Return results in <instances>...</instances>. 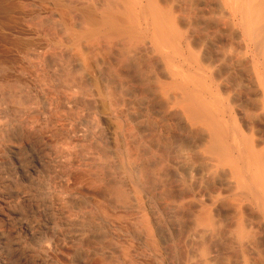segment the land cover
<instances>
[{
  "label": "bare ground",
  "instance_id": "1",
  "mask_svg": "<svg viewBox=\"0 0 264 264\" xmlns=\"http://www.w3.org/2000/svg\"><path fill=\"white\" fill-rule=\"evenodd\" d=\"M10 2L34 99L0 105L25 133L0 140V264H91L93 239L102 264H264V0ZM78 161L128 221L69 193Z\"/></svg>",
  "mask_w": 264,
  "mask_h": 264
},
{
  "label": "rangeland",
  "instance_id": "2",
  "mask_svg": "<svg viewBox=\"0 0 264 264\" xmlns=\"http://www.w3.org/2000/svg\"><path fill=\"white\" fill-rule=\"evenodd\" d=\"M0 1H4V2H1L0 4L5 6V7H8V5H11L10 0H0ZM5 1H6V3H5ZM7 1H9V2H7ZM5 13H6V15H3ZM7 16L8 17L10 16V20L12 19L11 14H9L7 12H2L0 10V105L1 106H7L9 104V102L10 103L17 102L18 104H21V105H19L20 107H22V106L25 107L26 105L28 106L34 99V98L32 99L33 96H31L28 92H26V89H27L26 87L29 86V78H28L29 76L27 75L28 73L25 71H27L26 69H31V68H29L28 66H27L28 68L26 67L27 64L23 60L24 57L26 56V53H25V50L23 49V46L21 47V45L18 44V41L19 40L24 41L26 38H28L29 32H27V30H26L27 28L24 27L23 22L15 25L14 23H11L10 20H8L9 18H7ZM23 73H26V74H23ZM21 90H23V91L21 92ZM18 91H20L21 93H18ZM19 94H20V96H19ZM19 106L17 108L14 107V109L16 108L15 110H13V109L11 110L12 107H9L7 109L9 111V112L7 111V113H9V114H7V115L1 114L0 115V117L1 116L3 118L5 117V120H7L11 124V132H10V129H9L8 133H6V131L0 132V140L3 138H7L8 136H11L10 134H13V133H14L13 134L14 137H17V138L18 137L20 138L21 136H25V133L24 134L22 133L23 130L21 129V131H20V128H18V125H17L18 123H16V121H14L16 116H18V114L20 115V113H18L19 112L18 111ZM51 122L53 123V121H51ZM47 123H45V122H44V124L42 123L44 126L41 124V128L43 126V128H42L43 131L42 132L38 131V133H40V134L36 135V137L35 136L33 137L34 141L39 140L38 138H43L42 140L47 142L49 140L51 141V139H53V138L55 139L56 137L58 138L60 135L61 136L63 135L62 134L63 132H61L60 129H56L54 131L51 128L53 124L50 123V121ZM15 124H16V126H15ZM19 135H21V136H19ZM40 135H41V137H39ZM1 150L2 149L0 148V151ZM75 163H74V166H76V167L73 166L72 170L70 168V170L68 171V179H67V185L66 186L68 188L67 190L69 191V193H73V194L78 195L79 197H82V199L86 203H89L91 205L100 204L99 202L102 203V201H103L102 204L106 205V208L109 211L108 213H111L110 217L113 218V215H114V218L117 217L116 220L118 219L117 221H120V222L122 221V223H125L126 219L128 221L129 216L131 218V213L127 212V211H126V213H123L125 211H122L120 214V211H116V210L114 211V209L116 207V206H114V204L117 205L118 202H116L114 197L111 199L110 196L105 195V193H108V191H106V189L103 190L104 187L103 188L97 187L98 185L101 186V183H99V181L96 180L95 177H93V175H92L93 170H91L92 167L88 166V168H87V165H84L83 163H81L79 161H78V164H77V162H75ZM105 179H107V181L111 180L108 177L107 178L105 177ZM96 182L98 185L96 184ZM18 186L19 187L25 186L28 188L30 187L29 184H26V183L23 184L21 182L18 183ZM102 195L104 197L108 196L109 198L106 197V199H105ZM96 201H99V202H96ZM28 208H30V207H28V205H26L25 211H27ZM129 213H130V215H129ZM122 215L127 216V217H124ZM121 217L124 218V221H123V218H121ZM48 218H49V214H47V213L46 214L44 213L43 215L41 214L40 216H38V219H41L40 221H42V225L45 226L44 227L45 229H43L44 231L42 232V235L44 237H46L47 235L52 236L54 233L52 229H47V227H48L47 223L49 222ZM103 226H104V223H103ZM90 228L91 227H89V224H88V229L91 230ZM91 231H94V229L92 228ZM8 234H11L9 229H8ZM14 236L15 235H10L11 238L8 241L9 243L7 245V248H9V247L12 248V249L9 248L10 250L9 249L7 250V252L11 253V254L9 253L10 256L15 251L14 247H12L13 246L12 244L14 243L13 242ZM99 241H100L99 239L98 240L93 239V240L87 242L89 245V246L88 245L87 246L90 249L93 248L91 250H94L96 252V254H94L90 258L91 264H100V263L102 264L101 259L103 258V255H102V252H100L101 251L100 248L102 247L100 245L102 242L101 241L99 242ZM96 242H97V245H96ZM9 244L12 246H10ZM98 245H99V247H98ZM103 245H104V243H103ZM95 246L99 250L95 249L96 248ZM73 252L74 251L68 247L58 248L56 253H54V260L56 262L55 264H76L73 260V256H74ZM98 254H100V255H98Z\"/></svg>",
  "mask_w": 264,
  "mask_h": 264
}]
</instances>
